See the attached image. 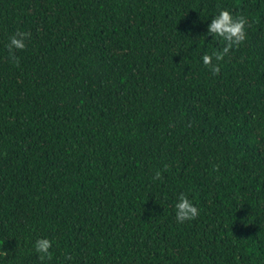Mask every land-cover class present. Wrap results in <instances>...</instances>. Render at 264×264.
<instances>
[{"label": "trees", "instance_id": "16d2710c", "mask_svg": "<svg viewBox=\"0 0 264 264\" xmlns=\"http://www.w3.org/2000/svg\"><path fill=\"white\" fill-rule=\"evenodd\" d=\"M0 264H264V0H0Z\"/></svg>", "mask_w": 264, "mask_h": 264}, {"label": "clouds", "instance_id": "9594fccd", "mask_svg": "<svg viewBox=\"0 0 264 264\" xmlns=\"http://www.w3.org/2000/svg\"><path fill=\"white\" fill-rule=\"evenodd\" d=\"M246 19L244 17H235L228 10H221L218 15L214 16L212 22L208 25V34L213 36V40L219 37L226 46L220 52H215L212 55H204L202 61L205 65H210L214 73H218L220 68L213 63L214 60H222L223 57L232 49L233 45L243 44L247 38L246 33ZM27 34L17 33L12 36L8 45L10 58L15 60L13 49H25V40ZM159 173L156 178H159ZM175 213L178 222H184L194 219L198 216L199 210L193 202L186 196L181 194L178 201L175 203ZM53 241L48 238L37 239L34 245L36 253L39 254L43 261L50 258L52 253Z\"/></svg>", "mask_w": 264, "mask_h": 264}]
</instances>
